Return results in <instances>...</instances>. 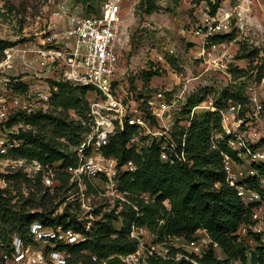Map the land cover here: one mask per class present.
<instances>
[{"label": "rangeland", "instance_id": "1", "mask_svg": "<svg viewBox=\"0 0 264 264\" xmlns=\"http://www.w3.org/2000/svg\"><path fill=\"white\" fill-rule=\"evenodd\" d=\"M73 1L83 9L84 5H87L92 10H99L106 0ZM116 1H119L122 8L124 49L113 94L123 98L126 105L124 121L141 120L150 129L148 132L147 127L136 123L140 135L131 141L133 147L140 151L156 143L167 150L173 148L171 134L175 127H188L193 116L208 112L194 111L195 106H189L195 98H199L201 102L212 98L219 107L225 102L223 94H237L242 100L250 91L262 100L264 0L250 11L243 33L239 34L230 51V62L225 60L208 63L202 57V49L205 44L207 46V41L195 32L207 5L206 0ZM47 9L45 0H0V40L13 44L9 53L4 51L3 56L0 55V190H6L9 197L14 196L11 204L16 209L25 204V198L29 194L34 193L36 202L30 203V207H35L30 208L32 213L41 211L36 206H42L47 210L54 209L55 214H62L64 208L70 205V212L75 214L81 223L79 226L89 220L93 224L102 220V216L116 206L118 198L86 194L83 186L73 182L69 192L60 189L61 185L54 179L55 173L50 176L48 170L40 167L36 161L17 158L13 152V148L21 144L17 139L18 135L28 130H38L45 126L47 135H53L52 126L34 124L30 115L39 110L52 114L58 112L53 106V100L47 104L37 94H29V89L48 86L53 73L49 66L40 62L36 54L37 46H40L41 32L47 25L42 18ZM86 11L85 8L83 12ZM250 51H258V54L250 58L243 57ZM156 52L165 59L162 65H155L153 62ZM234 68L244 70V73L234 76ZM21 84H27L29 89L24 90L20 87ZM87 99L89 103L93 100L90 92ZM220 99L222 100L219 101ZM150 101L158 105L166 104L160 116L155 115ZM2 113L5 114L4 117ZM69 115L74 122L80 120L73 112ZM13 119L15 121H12ZM86 128H90V124L86 125L84 122L80 136L86 134ZM215 142L214 139L213 144ZM76 146L72 145L71 150L74 151ZM91 183L90 187L104 186L97 180ZM46 188L55 194L53 202L48 198L39 201V196ZM17 189L21 190L24 199L16 196ZM114 226L121 228V220L115 221ZM200 231L195 234L194 240L205 236ZM247 239L250 242V238ZM142 242L147 247L154 246L160 253L168 246L181 248L189 254L192 252L189 242L184 239L169 238L167 244L157 243L155 236L148 229L143 233ZM249 245L253 247L255 244ZM214 251L217 258L226 260L219 248ZM228 264L240 263L231 261Z\"/></svg>", "mask_w": 264, "mask_h": 264}, {"label": "trees", "instance_id": "2", "mask_svg": "<svg viewBox=\"0 0 264 264\" xmlns=\"http://www.w3.org/2000/svg\"><path fill=\"white\" fill-rule=\"evenodd\" d=\"M85 8L86 14L99 11L87 5H84ZM12 46L8 41L0 40V55L3 56L4 51ZM254 54L257 55L258 51H250L243 57L250 58ZM243 73L244 70L233 69L234 76ZM51 85L53 106L58 112L52 114L39 110L30 115L34 124L52 126L53 135H47L45 126L28 130L18 135L21 144L13 148V152L17 158L36 161L43 169L47 170L48 166L55 169L54 179L61 185L60 189L69 192L76 184H71V176L66 172L67 167L76 164L71 146L81 142L83 123L90 124L87 94L93 89L68 82H51ZM20 87L29 89L27 84ZM223 98L239 102L246 99L241 100L232 93L223 94ZM200 102L199 98H195L189 106L194 107ZM72 112L80 120L74 122L69 115ZM89 129L86 128V131ZM221 131L218 113L205 112L193 116L188 127H175L171 134L174 147L168 153V160H164L156 143L140 151L136 147H127L140 135L138 126L126 125L123 130H117L104 153L117 158L120 164L132 162L136 167L134 172H125L119 179V189L126 193L127 202L117 200L116 206L105 213L102 220L93 222L90 230L85 231L89 239L69 249V264H126L122 257L136 252L139 243L130 235L132 226L147 228L157 243H164L169 238H183L191 242L198 231H205L226 257V260L217 258L212 246L201 256L171 248L172 258L148 255L142 261L145 264H228L231 261L264 264V246L256 243L252 247L238 234L240 226L249 220V210L226 182L222 153L231 152L222 140L213 144V136ZM54 165L57 166L54 168ZM259 169L264 172V168ZM88 189L89 193H95L92 187ZM16 191V196L25 198L21 190ZM35 196L34 193L29 194L25 204L16 209L11 204L14 196L9 197L6 190H0V242H9L15 234L26 235L34 222H41L47 227L62 225L84 230L79 226L81 223L77 216L70 212V205L64 208L62 214H55L54 209L47 210L42 206H36L41 211L32 213L30 208L35 207H30V203L36 202ZM46 198L53 202L56 196L46 188L39 201ZM120 220L122 226L118 229L114 222ZM178 253L184 256L176 259ZM186 255L189 259L185 258Z\"/></svg>", "mask_w": 264, "mask_h": 264}, {"label": "built area", "instance_id": "3", "mask_svg": "<svg viewBox=\"0 0 264 264\" xmlns=\"http://www.w3.org/2000/svg\"><path fill=\"white\" fill-rule=\"evenodd\" d=\"M206 1L207 5L195 30L197 35L207 41V46L205 44L202 49V57L207 63L230 62L233 44L243 33L250 11L260 5L261 0ZM45 3L48 9L42 18L47 25L41 32L36 54L40 62L49 66L53 73L48 86L29 89V94H37L49 104L53 98L50 82H68L93 89L90 91L93 100L89 103L90 129L74 148L76 164L67 167L66 172L70 174L71 182L84 187L86 194L89 193V184L97 180L104 186L92 187L95 193L91 194L111 196L127 202L126 193L119 189V179L125 172H134L136 167L132 162L120 164L114 156L106 155L104 149L111 136L126 125L136 126L137 123L147 127L148 132L150 129L141 120L124 121L126 105L123 98L113 94L124 49L121 4L116 0H106L98 13L86 14L83 7L73 0H45ZM10 50L8 48L5 52L9 53ZM153 62L162 65L165 59L156 52ZM262 97L261 100L256 93L248 91L244 101L228 100L221 107H217L212 98H207L196 105L194 111L203 110L220 115L222 131L213 138L224 141L231 152L222 153L226 182L249 210V220L240 226L238 234L247 242V237L250 238V244L264 246V172L259 169L264 168V91ZM149 104L157 116L166 108V104L158 105L151 101ZM127 147H133L131 142ZM159 147L162 159L168 160L172 148L167 150ZM47 170L50 176L56 171L49 166ZM91 226L90 220L83 223L84 230L62 225L47 227L41 222H34L26 235H14L9 242H0V264H69V249L89 239L85 231H89ZM145 230L147 228L143 226H132L130 235L139 243L136 252L122 257L126 264H142L148 255L172 258L171 246L164 247L162 254L154 246L143 244ZM204 235L200 239L188 241L192 247L190 254L201 256L211 246L219 248L206 233ZM178 254L176 259L184 256ZM185 258L189 259L187 255Z\"/></svg>", "mask_w": 264, "mask_h": 264}, {"label": "crops", "instance_id": "4", "mask_svg": "<svg viewBox=\"0 0 264 264\" xmlns=\"http://www.w3.org/2000/svg\"><path fill=\"white\" fill-rule=\"evenodd\" d=\"M200 233H205V231H200Z\"/></svg>", "mask_w": 264, "mask_h": 264}]
</instances>
